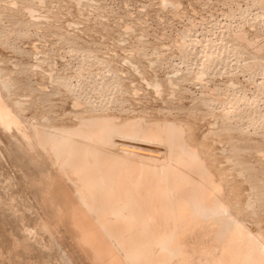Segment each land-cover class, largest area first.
Wrapping results in <instances>:
<instances>
[{
    "label": "rangeland",
    "instance_id": "obj_1",
    "mask_svg": "<svg viewBox=\"0 0 264 264\" xmlns=\"http://www.w3.org/2000/svg\"><path fill=\"white\" fill-rule=\"evenodd\" d=\"M0 1V70L14 82L13 100L29 104L26 119L45 118L54 126L68 127L74 123L75 116H111L122 121L142 117L149 122L174 120L186 124L192 129L195 141L205 145L216 166L230 177L239 214H243L247 224H259L257 228L264 231V53H257L254 47L237 40V35H244L249 44L264 41V2L81 0V4L80 0H15V8L10 4L13 0ZM165 2L178 7L165 6ZM30 11L35 13L33 19L28 16ZM183 35L201 44L197 42L195 46L190 38L183 39ZM195 52L201 55L196 56ZM204 52L216 54V62L213 57L211 61L202 59ZM219 52L226 56L220 53L219 57ZM222 61L227 62L225 66ZM57 78L62 81L58 83ZM168 78L173 88L168 87ZM155 80L159 86L162 84L160 93L153 87ZM62 82L68 83L67 86ZM173 84H178V92ZM75 103L85 111L80 105V109L74 108ZM230 103L236 104L235 118L224 116ZM247 104H252L254 109ZM66 112L79 114L66 115ZM212 125L218 128L213 129ZM12 145L0 133V264H88L67 235L54 241L35 228L36 212L40 211L38 193L28 186L24 160L3 152L12 149ZM228 146L233 148L232 154L227 153L231 151ZM229 157L234 165L226 161ZM248 202L253 208L246 211ZM30 228L37 236H27L25 231Z\"/></svg>",
    "mask_w": 264,
    "mask_h": 264
},
{
    "label": "bare ground",
    "instance_id": "obj_2",
    "mask_svg": "<svg viewBox=\"0 0 264 264\" xmlns=\"http://www.w3.org/2000/svg\"><path fill=\"white\" fill-rule=\"evenodd\" d=\"M14 1L10 3L13 6L15 5ZM258 2L256 3L259 5ZM262 2L264 0H261L260 3ZM174 4L165 2L163 5H171L176 9L178 6L175 7L176 4ZM13 6L12 8L16 5ZM30 12L32 13V11ZM30 12H27L28 16L33 19L32 15L35 13L31 14ZM262 14L264 15V12ZM262 14L260 15L262 16ZM187 32L188 30L186 34H188ZM185 38L183 35V39ZM237 40L241 44L254 47L257 53H264V41L262 40L256 44H249L244 35H237ZM197 42L199 41H194L195 44ZM191 43L194 44L193 41ZM211 47L207 48L213 50ZM180 50L182 52V49ZM183 51L186 55V51ZM213 52L215 53V51ZM192 53L190 52V54ZM197 53L199 52H195L194 55L197 56ZM220 53L223 54V52H219L218 55ZM202 54L201 58H206L204 59L206 61H211L212 57L214 60V55H216L207 52ZM199 55L201 54L199 53ZM223 56L226 55L223 54ZM233 57L235 59L236 56ZM215 58L217 59V57ZM184 60L186 63V59ZM37 61L39 60L37 59ZM129 63L131 64V62ZM226 63L222 65L225 66ZM131 66L136 67L137 71V66L134 64ZM34 68L36 70L37 66ZM201 68L204 69V67ZM139 75L142 74H137V76ZM196 75H194L195 78ZM173 76L179 78L177 75ZM200 76L202 77V75ZM201 77L197 79L201 81ZM51 81L53 83V80ZM61 81L60 79L57 82ZM168 82L170 85V78H168ZM197 82L195 81V83ZM13 83L10 77L3 75L0 70V133L13 144L12 149H4L3 152L7 156H16L25 162L28 186L32 190H37L39 201L37 206H40V211L36 212V226L33 225V227H38L36 229H39L41 234L54 241L56 238L59 239L63 235H67L74 246L85 255L88 264H264V231L257 228L259 224L257 226H251L249 222L247 224L243 219V214H239L236 190L232 181L229 180L230 177L228 178L224 171L216 166V160L214 161L211 155H208L205 145L195 141L189 126L174 120H150L149 122L142 117L141 119L122 121L111 116L86 118L75 116L74 123L69 127L54 126L49 119L45 118L39 121L28 120L25 114L29 104H25L21 100H13ZM62 83L64 84V82ZM172 83L174 82L172 81ZM67 84H64L65 87ZM177 85L174 86V89L176 88L178 92ZM160 86L159 83L153 86L158 93H160ZM75 89L77 90V87ZM46 90L44 89V91ZM172 92L170 95L175 93ZM77 103L74 104V108L80 109L81 105ZM252 104L247 105L251 108ZM235 105L231 103L229 106L227 105L228 107L224 108V116L235 118L234 114L237 113ZM237 105L239 106V103ZM81 109L85 111L84 108L81 107ZM243 111L241 109V112ZM66 113V115L79 114ZM214 125H212L213 129L219 126L218 124L216 127ZM219 128L223 127L219 126ZM229 148L228 150L231 149ZM232 149L227 153L231 152L232 154ZM0 155L2 156V152ZM226 161L233 165L235 163L231 162L230 157ZM237 166L235 165V167ZM229 174L231 173L229 172ZM32 200L35 199L32 198ZM246 205V211L253 208L251 202ZM242 212L240 211V213ZM30 229H25L27 236H37L34 228ZM37 233L39 232L37 231ZM25 238L28 240L27 237ZM28 244L30 243L28 242Z\"/></svg>",
    "mask_w": 264,
    "mask_h": 264
}]
</instances>
